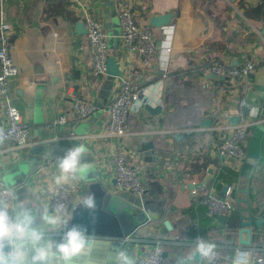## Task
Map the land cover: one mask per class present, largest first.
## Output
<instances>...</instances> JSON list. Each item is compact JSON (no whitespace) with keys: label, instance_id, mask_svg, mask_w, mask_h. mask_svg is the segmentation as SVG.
I'll return each mask as SVG.
<instances>
[{"label":"crops","instance_id":"1","mask_svg":"<svg viewBox=\"0 0 264 264\" xmlns=\"http://www.w3.org/2000/svg\"><path fill=\"white\" fill-rule=\"evenodd\" d=\"M88 1L107 34L109 55L120 71L133 68L142 74L156 70L164 74L141 84V106L129 113L126 135L109 138L101 107L83 119L70 111L74 98L83 96L93 102L106 83L105 77L91 74L85 33L76 28L82 19L70 1L0 0V13L12 26L11 57L18 70L8 96L30 128L24 147L0 143L3 179L15 181L31 164L27 188L18 196H34L47 204L56 160L78 139L97 159L101 184L115 192L109 155L130 151L134 161L144 165L145 196L158 203L157 214L163 212L159 220L147 223L131 238L135 258L148 251L152 240L162 238L167 264H176L189 254L194 239L204 237L217 244L221 257L213 264H226L237 250L248 252V264H253L256 256H264V134L259 159L246 156L235 162L219 154V143L243 123L240 100L245 98L248 79L212 80L205 65L210 59L233 66L252 61V84L264 86V0H132L137 23L149 26L158 42L156 58L147 68L122 46L120 0ZM165 13L173 14L167 26L156 29L149 25L152 15ZM115 91L114 80L109 96ZM146 105L160 108L150 113ZM62 112L68 113L67 123L54 124ZM229 117H239L238 123L229 122ZM205 120L209 123L201 125ZM255 125L248 128V138ZM142 140L152 142L151 155L137 153ZM206 175L209 177L202 184ZM68 183L73 185L70 201L74 205L86 192L87 183ZM191 183L198 185L188 187ZM227 185L234 203L228 218L234 214L239 221L235 231L226 225L228 218H210L200 202L211 192L222 195ZM242 218L250 220L248 245L239 242L248 238L247 233H239ZM163 220H168L169 228ZM193 264L208 262L198 257Z\"/></svg>","mask_w":264,"mask_h":264},{"label":"built area","instance_id":"2","mask_svg":"<svg viewBox=\"0 0 264 264\" xmlns=\"http://www.w3.org/2000/svg\"><path fill=\"white\" fill-rule=\"evenodd\" d=\"M73 9L77 10L82 19L85 29V37L90 52L91 74L94 78L106 76V61L110 56L108 51L107 34L104 32L100 21L90 10L88 0H69ZM118 19L120 24V38L124 49L135 55L142 68L153 64L158 51V42L149 26L139 25L132 9V0H120L117 5ZM12 26L0 13V143L10 142L15 148L26 145L29 135V125L20 116L19 111L10 102L8 96L9 86L18 70L11 57L13 43L11 40ZM254 62L245 61L240 66L226 64L216 59H210L205 65V71L226 80L241 78L247 79L249 73L254 70ZM141 70L128 68L119 70L115 77L116 91L113 92L106 103L101 107L105 112L108 124L107 136L109 138L124 137L128 130V115L138 106H141L140 92L142 76ZM258 109L253 115L251 108ZM240 108L245 110L243 123L233 127L229 136L224 138L218 145L219 154L226 160L241 162L246 158L245 149L248 138V128L251 124H259V107L251 106L243 98L240 100ZM98 107L83 96L74 98L70 105V111L78 119L91 116ZM68 113L62 112L53 121L54 124L65 125ZM109 161L113 169V190H125L133 195L142 196L144 193L143 170L144 165L134 161L130 151H116L109 155ZM264 170V169H263ZM73 185L67 184L57 194L55 186L51 187V196L47 204L55 205L58 200H63L68 207L71 205L70 194ZM12 193V189L0 185V194ZM207 214L212 219L224 215L227 219L234 210L231 199V186H225L222 195L213 192L205 195L201 200ZM66 209V210H67ZM59 235V234H57ZM128 240V238H126ZM132 240V239H131ZM164 239L152 240L148 251L135 258L136 264H167L163 256L162 243ZM217 251V250H216ZM217 252L216 263L220 259ZM256 264H264V256H256Z\"/></svg>","mask_w":264,"mask_h":264},{"label":"clouds","instance_id":"3","mask_svg":"<svg viewBox=\"0 0 264 264\" xmlns=\"http://www.w3.org/2000/svg\"><path fill=\"white\" fill-rule=\"evenodd\" d=\"M253 115L258 109L251 108ZM87 150L83 144L69 148L56 160V174L52 183L57 194L70 180H86L92 169L84 161ZM20 199L15 193L0 194V264H96L92 252L97 238L81 225L72 224L73 213H67V205L58 200L55 205ZM31 205V206H30ZM77 205L94 210V195H83ZM76 205V206H77ZM38 208L40 215L33 214ZM59 234V240L55 237ZM217 244L204 237H197L186 257L177 259L176 264H193L199 256L213 264L217 256ZM248 252L237 250L231 264H248ZM86 257L80 260L78 258ZM113 264H136L135 259L123 247L116 251Z\"/></svg>","mask_w":264,"mask_h":264},{"label":"water","instance_id":"4","mask_svg":"<svg viewBox=\"0 0 264 264\" xmlns=\"http://www.w3.org/2000/svg\"><path fill=\"white\" fill-rule=\"evenodd\" d=\"M173 14L165 13L159 15H152L149 18V25L153 28L160 29L167 26L170 23ZM77 31L79 33H85L83 24L80 22L76 25ZM77 73V71L75 72ZM119 74V66L113 57L109 56L106 61V76H105V88L99 90V98L93 100V103L98 107H102L103 100L109 98L110 88L115 80V77ZM164 72L161 70H156L153 72H145L140 77L139 82L142 84L144 82H149L155 79L158 75H163ZM209 78L212 80H223L221 76L214 74H209ZM247 90L245 94V100L251 106L259 107V117L264 119V86H256L252 84L253 74L249 73L247 76ZM263 88V90H262ZM75 91L77 86H74ZM263 91V93L261 92ZM262 93V94H261ZM146 110L150 113L158 111L160 107H150L145 106ZM243 110V109H242ZM245 110H243V114ZM229 122L237 124L239 117H229ZM209 120H205L201 125H207ZM264 134V121L255 125L253 128L250 137L248 138L245 154L249 158L259 159L261 153V139ZM78 139H73L71 141L72 146L79 144ZM82 144V143H80ZM84 145V144H83ZM87 152L84 155V161L90 162L92 164L91 172L88 175L86 180H81L86 185V192L83 195H94L95 197V209L90 210L81 205H70L66 210L67 213H73L72 224L81 225L85 227L89 234L97 238V243L92 252V259L96 261V264H113L115 259V253L120 248H125L130 255L135 259V248L132 246L131 238L138 232L139 229L144 227L147 223L159 220L162 217L161 212L157 214L156 206L157 202L154 199L147 198L145 194L147 192L144 190L142 196H136L132 193L119 190L112 192L108 187H104L100 182L98 162L93 154L89 151L88 147L84 145ZM153 144L151 141L142 140L139 142V147L136 151L139 154L145 155V153H153L152 151ZM154 161V157L152 161ZM29 163L30 162L29 160ZM14 165L9 167V170L13 168ZM32 169L31 164L25 170H22L20 178H15V181L7 182L3 179V174H0L1 181L4 182L3 186L9 189H12V192H15L17 195L19 192H23L27 188V184L30 178ZM29 172V174H27ZM210 172V171H209ZM209 176H205L201 181L202 184H205ZM144 184V183H143ZM198 184H189L188 187H197ZM225 187L223 188V192ZM26 198V197H25ZM28 198V197H27ZM32 199V197H29ZM77 205V206H76ZM31 206V205H30ZM33 214L39 217L40 212L38 208H34ZM218 218L224 221L226 218L224 215L218 216ZM241 219V218H240ZM259 222H256L258 224ZM163 224L169 228L168 220H163ZM250 220H240L239 233H247L248 238L246 240H239L241 244H249V228ZM59 240V235L55 237ZM128 238V240H126ZM163 256L166 257V253L163 252ZM199 256L195 258L198 259ZM80 260L87 259L86 257L78 258ZM76 264V261L73 262ZM226 264H231V261ZM253 264H256L255 262Z\"/></svg>","mask_w":264,"mask_h":264},{"label":"trees","instance_id":"5","mask_svg":"<svg viewBox=\"0 0 264 264\" xmlns=\"http://www.w3.org/2000/svg\"><path fill=\"white\" fill-rule=\"evenodd\" d=\"M233 215V216H232ZM231 217L228 218L226 225L229 227L231 231L237 230L239 227V221H237V218L234 214H232ZM206 219V218H205ZM164 243V242H163ZM163 246V245H162ZM164 248V246H163Z\"/></svg>","mask_w":264,"mask_h":264}]
</instances>
